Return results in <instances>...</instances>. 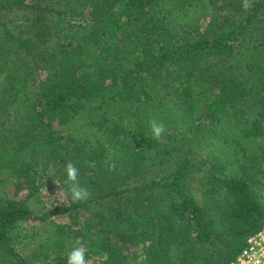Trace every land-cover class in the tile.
I'll list each match as a JSON object with an SVG mask.
<instances>
[{
    "label": "trees",
    "instance_id": "obj_1",
    "mask_svg": "<svg viewBox=\"0 0 264 264\" xmlns=\"http://www.w3.org/2000/svg\"><path fill=\"white\" fill-rule=\"evenodd\" d=\"M0 75V184L73 163L96 264H230L264 229V0H0ZM32 218L0 198V264H67L65 226L15 250Z\"/></svg>",
    "mask_w": 264,
    "mask_h": 264
},
{
    "label": "rangeland",
    "instance_id": "obj_2",
    "mask_svg": "<svg viewBox=\"0 0 264 264\" xmlns=\"http://www.w3.org/2000/svg\"><path fill=\"white\" fill-rule=\"evenodd\" d=\"M3 76L0 75V78ZM38 78L36 85L29 87L30 91H35L39 82ZM4 170L1 169L0 173ZM56 171L49 168L48 171H39L34 178V186L36 191L30 197L29 185L30 182L22 180L5 181L0 184V198H12L25 201L26 207L33 212V218L30 221H26L18 224L12 234V243L15 250L23 257H29L31 253L38 250L44 245L47 239H56L57 227L65 226L66 232L64 236H60L61 239V253L68 254L73 247L86 244L87 240L82 241L79 236H76L70 228L71 219L67 218L68 214L63 212V209L67 207V188L55 176ZM193 178L197 180V183L192 186L193 194L196 196L201 195L199 179L201 178V172L193 173ZM259 201L264 205V179L257 176V181L253 187ZM71 216L74 213L70 214ZM127 258L128 264H139V257L141 255L137 248L124 249L122 252ZM88 264H96L93 261V257H86Z\"/></svg>",
    "mask_w": 264,
    "mask_h": 264
},
{
    "label": "clouds",
    "instance_id": "obj_3",
    "mask_svg": "<svg viewBox=\"0 0 264 264\" xmlns=\"http://www.w3.org/2000/svg\"><path fill=\"white\" fill-rule=\"evenodd\" d=\"M150 134L153 139L160 140L162 137L165 126L162 122H158L155 119L149 121ZM94 167V165H93ZM110 170L115 169V165L112 164L109 166ZM66 179L64 184L67 186V192L71 197L73 203H79L86 201L90 193L86 187H81L78 182L79 170L77 167L69 162L65 166ZM87 248L83 245L73 247L72 250L68 253L67 264H88L86 259Z\"/></svg>",
    "mask_w": 264,
    "mask_h": 264
},
{
    "label": "built area",
    "instance_id": "obj_4",
    "mask_svg": "<svg viewBox=\"0 0 264 264\" xmlns=\"http://www.w3.org/2000/svg\"><path fill=\"white\" fill-rule=\"evenodd\" d=\"M230 264H264V229L247 239Z\"/></svg>",
    "mask_w": 264,
    "mask_h": 264
}]
</instances>
